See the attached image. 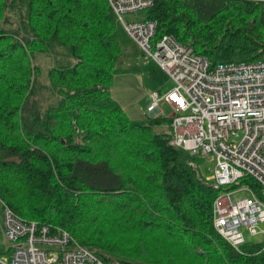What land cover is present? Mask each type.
<instances>
[{"label":"trees","instance_id":"obj_1","mask_svg":"<svg viewBox=\"0 0 264 264\" xmlns=\"http://www.w3.org/2000/svg\"><path fill=\"white\" fill-rule=\"evenodd\" d=\"M142 13L156 40L173 36L212 67L264 60V3L154 0ZM139 51L107 0H0V198L105 264H264V243L238 252L218 234L214 204L230 188L170 145L172 120H133L111 98ZM143 69L158 91L170 81L152 61Z\"/></svg>","mask_w":264,"mask_h":264},{"label":"built area","instance_id":"obj_2","mask_svg":"<svg viewBox=\"0 0 264 264\" xmlns=\"http://www.w3.org/2000/svg\"><path fill=\"white\" fill-rule=\"evenodd\" d=\"M107 1L145 60L157 64L174 84L164 95L152 94L149 116L162 117L161 105L168 104L173 110V116L166 118L172 120L170 145L191 156L215 160L214 174L207 182L215 189L230 188L215 201L214 226L240 252L247 243L245 231L250 236L264 235L259 230L264 224V200L252 187L242 185L245 178H252L264 190V60L212 67L207 58L173 36L156 40V22L126 21V15L152 8L154 0ZM240 194L246 196L236 198ZM0 206L11 244L0 255V264H105L66 230L25 220L1 198ZM40 245L77 249L45 251Z\"/></svg>","mask_w":264,"mask_h":264},{"label":"rangeland","instance_id":"obj_3","mask_svg":"<svg viewBox=\"0 0 264 264\" xmlns=\"http://www.w3.org/2000/svg\"><path fill=\"white\" fill-rule=\"evenodd\" d=\"M125 19L127 22L141 21L143 19V13L141 12L134 15H126ZM39 62L40 66L43 68L44 74H46V71L51 66L50 60L44 56H40ZM147 62L148 61L143 58L142 51H139V54L136 58H128L124 64L126 71L115 76L111 88V98L116 103H118L126 112V114L133 120H139L149 116L148 108L153 102L152 94L154 92H158L161 95H164L174 88L173 82L168 81L158 91L149 81L148 74L143 69L144 65H146ZM161 110L163 118L166 119L167 117L171 118L173 116V110L168 104L163 103L161 105ZM151 118H157V116H151ZM168 127L169 125L167 126V128ZM214 161L215 160L202 159L200 163V172L206 179L214 174L216 167ZM245 196V194H240L236 198H243ZM3 222L4 214L0 206V255H2V253L11 245L6 239ZM259 230L260 232L264 231V224H260ZM244 235L248 243H264L263 234L250 236L249 233L245 231ZM39 248L45 251L55 252L61 250L74 251L77 249V247L72 245L64 248L40 245ZM113 264L118 263L114 262Z\"/></svg>","mask_w":264,"mask_h":264},{"label":"snow or ice","instance_id":"obj_4","mask_svg":"<svg viewBox=\"0 0 264 264\" xmlns=\"http://www.w3.org/2000/svg\"><path fill=\"white\" fill-rule=\"evenodd\" d=\"M173 99H177L175 96H173ZM180 103H183L182 101H180Z\"/></svg>","mask_w":264,"mask_h":264},{"label":"crops","instance_id":"obj_5","mask_svg":"<svg viewBox=\"0 0 264 264\" xmlns=\"http://www.w3.org/2000/svg\"><path fill=\"white\" fill-rule=\"evenodd\" d=\"M151 117V116H150Z\"/></svg>","mask_w":264,"mask_h":264}]
</instances>
